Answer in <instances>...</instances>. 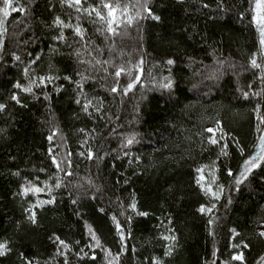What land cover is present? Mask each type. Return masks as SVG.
Returning <instances> with one entry per match:
<instances>
[{
    "label": "trees",
    "instance_id": "trees-1",
    "mask_svg": "<svg viewBox=\"0 0 264 264\" xmlns=\"http://www.w3.org/2000/svg\"><path fill=\"white\" fill-rule=\"evenodd\" d=\"M94 2L99 0H87ZM122 2L131 5L136 0ZM20 3L27 4V0ZM149 6L161 21L146 18L126 31L121 26L116 35L97 31L100 25L92 22L95 17L83 16L84 41L73 37L71 29L65 30L71 47L52 41L53 32L46 27L55 15L76 22L75 13L61 8L59 0H33L27 15L12 12L5 20L0 29V103L6 105L0 112V129L5 130L0 133V242L7 240L12 251L0 257V264H22L20 253L40 264L51 260L55 246L49 237L53 233L81 242L69 254L70 264H107L100 249L95 250V260H79L74 253L88 242L85 223L118 252L113 215L125 232L122 264H151L153 257L163 264H210L214 248L217 264H241L231 259L236 252H243L244 264H264V238L258 235L264 225V162L242 184L235 185L243 160L259 151L253 147L258 142L252 111L257 101L241 95V91L264 88L257 70L248 64L250 54L259 48V31L251 22L254 0H151ZM85 43L92 56L112 61L103 66L108 72L101 65L93 68L77 62L73 52ZM50 46L59 47V53L51 52ZM13 53L21 60L16 61ZM37 57L40 59L30 64ZM168 59L175 63L167 65ZM141 60L140 80L125 93L129 78L124 74L114 77V65ZM49 63L61 76L54 84L64 86L59 93L52 84L43 88L50 101L43 96L34 100L13 87L17 81L27 83L25 67L30 65L44 74ZM77 72L92 77L85 90L90 97L103 100L100 113L90 109L93 114L88 116L75 103L76 86L63 76L80 80ZM165 77L172 79L171 89L163 86ZM116 79L120 86L113 93L110 87ZM12 92L27 106L12 101ZM216 121L230 134L227 157L217 158L219 145L207 142L209 135L219 136L205 131L215 127ZM53 127L59 132L50 143L47 136ZM80 128L88 133V144L83 147ZM132 136L136 142L129 146L126 141ZM236 141L246 149L244 156L237 151ZM50 147L60 155L72 153V176L57 173ZM88 147L93 151L91 159L78 155ZM213 161L216 183L223 186L218 201L206 197L195 182V169ZM229 168L233 176L228 175ZM208 171L205 169L206 177ZM17 172L18 176L13 175ZM57 175L62 186L53 191L55 203L36 207L37 222L32 224L24 209L37 196L17 195L20 186L36 177L38 186L45 180L52 185ZM133 193L138 209L149 212L147 217L130 210L125 216L119 214L121 203L126 207ZM39 199L49 196L41 193ZM73 199L78 202L73 204ZM210 202L216 204L212 213L198 211L202 203L207 206ZM127 215L132 216L130 223ZM210 218H214L211 225ZM166 227L177 237L170 256L163 255L169 243L162 239L168 234ZM241 241L249 247L233 248ZM62 260L56 257L53 264H62Z\"/></svg>",
    "mask_w": 264,
    "mask_h": 264
},
{
    "label": "snow or ice",
    "instance_id": "snow-or-ice-1",
    "mask_svg": "<svg viewBox=\"0 0 264 264\" xmlns=\"http://www.w3.org/2000/svg\"><path fill=\"white\" fill-rule=\"evenodd\" d=\"M33 0H27V4L20 3V0H16L14 4L13 0H2V6H0V29L4 28L5 20L9 17L12 12H21L27 15L28 10L31 8ZM59 4L61 8L67 7L71 9L73 13H75V23L71 22V19L68 20L63 19L60 15H55L50 24H47L48 27L53 34L51 35V40L54 42L65 44L71 47V44L68 43L69 37L66 35V29H71L73 37H79L80 41L85 40V29L83 25L80 23L83 16H87L89 18L95 17L92 21L93 23H97L100 27L97 28V31H103L108 34L116 35L117 30L123 26L126 31L127 28L131 27L133 24H139V21L150 18L154 21H161V16L157 15L154 10L149 6L151 4V0H136L135 4H127L123 3L122 0H99V3H87V0H59ZM207 7V5H204ZM252 16L251 22L256 25L259 31V48L256 52H252L248 58V64L254 70H257L258 78L262 83H264V0H254V6L251 8ZM71 17V13L68 14ZM244 14L241 13V16ZM50 51L53 53H59V47L50 46ZM73 55L76 56L77 62L81 65H89L94 68L95 65H104L112 64L111 60L101 61L96 57L92 56V50L89 48L88 43L82 45L81 48H76L73 52ZM85 56L91 57V59H86ZM13 57L16 61H20L21 57L13 53ZM40 57H37L36 60L30 62V64L36 63ZM143 61H139L137 64H132L130 61L128 62V66L125 65H114L115 71L112 73L114 77L119 78L122 74L126 75L129 78V82L123 88V91L127 93V91L131 90L135 84L140 80V64ZM175 61L173 59H168L166 61L167 65H173ZM219 64H223V61H220ZM49 71L44 74H40L29 66L23 69L24 78L27 80L26 84L17 81L14 84V88L20 90L21 92L30 95L34 100H39L40 96H43L45 101H50L51 96L48 91L43 90L47 85H54L53 91L59 93L64 87L61 85H55L54 82L56 80H60L61 76L56 74L54 70V65L49 63L48 65ZM105 72H108L107 67H103ZM135 70V72H134ZM87 71V69H86ZM216 72L219 69L215 70ZM77 75L80 76V80H74L70 75H64L63 80L68 81L70 83L75 84V103L81 106V110L88 116L93 114L90 109H93L94 112L100 113L103 108V100L99 96L90 97L89 94L85 90V83L92 79L91 76L85 75L82 72H77ZM166 83L163 85L165 88L171 89L173 86V81L170 77H165ZM43 86V87H42ZM120 86L119 79L113 81L112 86L110 87L111 92H116L118 87ZM249 88L252 86L249 85ZM40 88L41 91L38 93L36 89ZM241 95L245 100H248L251 97L256 98V103L252 109L255 119L257 121L255 131L258 133L257 143H254L253 147L255 149H259V151L255 155H248L246 159L243 160L242 171L239 176L235 178V185H240L249 177V174L253 173V170L261 167V162H264V88H261L259 91H241ZM10 99L14 101L17 105L22 107H26L20 96L17 92H12ZM6 109V105L0 103V112ZM4 129H0V133L4 132ZM80 133L84 134V138L81 141V147L88 144V133L86 129L80 128L78 129ZM208 133H214L219 131V136L209 135L207 137V142L211 146L219 145V156L227 157L229 155L228 152V143L226 138L230 136L228 132L221 127L220 122H215V128L208 127L205 129ZM59 132V129L53 127L50 129V134L47 136V140L51 143L54 137ZM63 140V137H61ZM221 141H225L221 144ZM135 136L129 137L126 141L127 145H132L135 143ZM203 140L201 143L203 144ZM236 149L244 156L246 149L240 146V142L236 141ZM49 156L52 162V165L55 166L57 173H64L65 176H72V160L71 152H67L66 155H60L58 152H54L50 147L48 149ZM79 156H85L89 159L93 157V151L91 147L86 148L85 151H81L78 153ZM127 155V153H125ZM118 158V157H117ZM139 159V157H137ZM131 163V161H130ZM205 169H208L207 177L205 175ZM40 171H44V169H40ZM197 175L196 184L199 186L200 190L204 193L206 197H210L211 201H218L223 193V186L216 183V164L213 161L208 165H201L195 169ZM228 175L233 176L234 173L231 168L228 170ZM13 175H19V173H13ZM127 182V181H125ZM91 183V181H89ZM39 185V177H36L35 180H25V183L20 186V191L17 195L21 197H27L29 194L37 196L36 202L34 204L29 203L28 207L24 209L27 213V218L32 224H36L37 222V213L35 208L38 206H43L45 204H54L56 201L55 195H53V191L56 188H60L62 186V179L59 175L55 178V183L50 185L47 180L43 182V186ZM215 185V187H214ZM47 193L49 199L42 200L39 199V194ZM95 198V197H93ZM78 201L76 199L72 200L73 204H76ZM216 207L214 202H210L209 205L201 204L198 208L200 213H212L213 209ZM121 212L119 213L121 216H125V214L130 210L132 213H135L138 216L147 217L149 212L141 211L138 209L137 201L135 198V194L133 193L131 196V202L124 207L123 203H121ZM100 212H104L103 208L99 209ZM79 214V213H77ZM115 224V233L119 238L120 249L118 252H113L110 247H107L101 236L98 235L97 231L89 224L85 223V230L88 237V242L84 245V247H79L78 250L74 253V255L79 260H84L85 258L95 260L96 259V249H100L104 254V259L107 261V264H122L121 256L124 252V240H125V232L123 229L122 223L117 219L115 215L111 217ZM132 216L127 215L126 221L131 222ZM214 222V218H210L208 220V224L211 225ZM168 223H171L169 219ZM165 231L168 234L162 235V239L164 241H168L165 245V251L163 253L164 256H170L174 250L175 244L177 243V237L172 235V229L170 227H166ZM233 233L235 234V229H233ZM209 235H214L213 232H209ZM258 235L261 238H264V230H261ZM49 240L52 241L55 246V254L51 257V260H46L44 264H53L56 260V257H62V264H70L69 262V254L73 253V248L78 246L81 242L79 240L75 242L68 241L61 236L53 233ZM248 248L249 245L241 241L238 244H234L233 248ZM85 249H88L87 251ZM12 251L9 246V242L4 240L0 242V257H3L9 254ZM217 251L215 248L211 252L212 260L210 264H217L216 262ZM231 259L234 261H240L241 264H244V254L243 252H236L231 256ZM20 260L22 264H40L38 260L34 261L25 256L24 253H20ZM264 260V258H262ZM151 264H163L157 257L151 258ZM205 264H209L208 261H205ZM224 264H228L227 261Z\"/></svg>",
    "mask_w": 264,
    "mask_h": 264
},
{
    "label": "rangeland",
    "instance_id": "rangeland-1",
    "mask_svg": "<svg viewBox=\"0 0 264 264\" xmlns=\"http://www.w3.org/2000/svg\"><path fill=\"white\" fill-rule=\"evenodd\" d=\"M213 128H215V127H213ZM218 133H219V131H216V132H214L213 134L216 135V134H218ZM261 230H264V225L262 226ZM261 230H260V231H261Z\"/></svg>",
    "mask_w": 264,
    "mask_h": 264
}]
</instances>
